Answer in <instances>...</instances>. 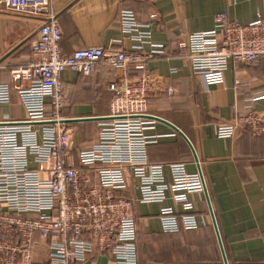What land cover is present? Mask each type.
<instances>
[{"label":"built area","instance_id":"1","mask_svg":"<svg viewBox=\"0 0 264 264\" xmlns=\"http://www.w3.org/2000/svg\"><path fill=\"white\" fill-rule=\"evenodd\" d=\"M2 3L9 11L47 19L32 44L33 60L11 70V83H0V106L9 105L15 93L24 110L21 120L0 123V264H79L96 250L109 252L113 264H138L135 200L120 195L131 179L139 203L170 198L180 206L161 208L164 231L196 229L189 195L205 193L202 172L148 158V145L157 142V136L147 134L156 122L148 100L156 91L172 94V89L150 74L111 82L109 119L100 123L97 142L79 152L77 163L70 159L73 130L62 117L65 72L91 75L99 63L144 70L149 61L167 55L163 45L152 41L157 14L141 23L132 10L120 11L121 32L133 43L128 51L88 46L66 56L50 0ZM180 48L207 87L222 85L230 61L264 62V19L241 24L217 14L211 30L189 34ZM262 99L249 100L248 112L233 124L218 126L217 136L231 138L241 124L254 136L264 135V110L252 107Z\"/></svg>","mask_w":264,"mask_h":264},{"label":"crops","instance_id":"2","mask_svg":"<svg viewBox=\"0 0 264 264\" xmlns=\"http://www.w3.org/2000/svg\"><path fill=\"white\" fill-rule=\"evenodd\" d=\"M50 2L66 56L88 46L128 51L133 43L121 32L120 11L132 10L141 23L157 14L152 41L164 46L166 56L149 61L144 70L122 71L99 63L91 75L69 71L63 75L67 102L62 117L73 130L70 159L76 163L79 152L97 142L99 125L109 118L114 97L108 90L111 82L150 74L165 89L173 90L172 94L153 93L149 113L178 128L191 145L169 124L155 120L147 134L157 136V142L148 145V158L154 164H185L190 173L200 168L207 196L189 195L196 229L181 226L177 232H166L159 219L161 208L180 210V206L170 198L163 203H139L136 181L131 179L128 190L120 195L135 200L138 264H225L224 256L227 264H264V135L254 136L242 124L231 138L216 134L218 126L233 124L248 112L249 100L264 95V62L232 60L225 82L207 87L202 77L193 74L185 50L180 48L189 34L211 30L217 14L226 13L241 24L264 19V0ZM46 19L9 11L0 4V83H11V70L33 60L32 44ZM252 107L263 111L264 99L253 102ZM23 117L24 110L13 93L10 104L0 106V123ZM92 118L101 119L73 121ZM79 264H113V257L96 250Z\"/></svg>","mask_w":264,"mask_h":264},{"label":"water","instance_id":"3","mask_svg":"<svg viewBox=\"0 0 264 264\" xmlns=\"http://www.w3.org/2000/svg\"><path fill=\"white\" fill-rule=\"evenodd\" d=\"M155 120H157V121H161V122H164V123H167V124H169L168 122H166L165 120H162L161 118H157V117H153ZM99 119H101V118H92V119H80V120H73V121H88V120H99ZM105 120H108L109 118H104ZM103 119V120H104ZM171 127H173V129L175 130V131H177L179 134H181L186 140H187V142L190 144V142L188 141V139L185 137V135L182 133V132H180V130L178 129V128H176L175 126H173L172 124H169ZM191 145V144H190ZM191 148H192V146H191ZM193 149V148H192ZM199 171H200V168H199ZM205 195L207 196V191H205ZM208 198V197H207ZM223 256H224V253H223ZM224 260H225V264H227V260H226V258H225V256H224Z\"/></svg>","mask_w":264,"mask_h":264},{"label":"trees","instance_id":"4","mask_svg":"<svg viewBox=\"0 0 264 264\" xmlns=\"http://www.w3.org/2000/svg\"><path fill=\"white\" fill-rule=\"evenodd\" d=\"M132 69V68H131ZM139 77V76H138ZM111 92V91H110ZM137 237H138V232H137Z\"/></svg>","mask_w":264,"mask_h":264}]
</instances>
